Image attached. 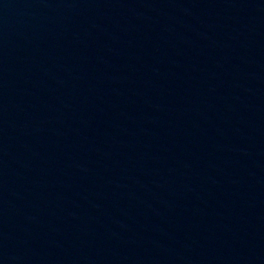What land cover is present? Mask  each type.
<instances>
[{
    "label": "water",
    "instance_id": "obj_1",
    "mask_svg": "<svg viewBox=\"0 0 264 264\" xmlns=\"http://www.w3.org/2000/svg\"><path fill=\"white\" fill-rule=\"evenodd\" d=\"M0 264H264V0H0Z\"/></svg>",
    "mask_w": 264,
    "mask_h": 264
}]
</instances>
